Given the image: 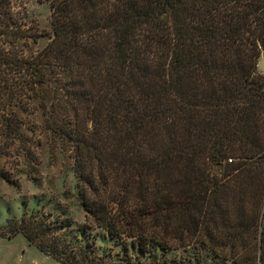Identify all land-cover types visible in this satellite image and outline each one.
<instances>
[{
  "label": "trees",
  "instance_id": "obj_1",
  "mask_svg": "<svg viewBox=\"0 0 264 264\" xmlns=\"http://www.w3.org/2000/svg\"><path fill=\"white\" fill-rule=\"evenodd\" d=\"M49 17L36 54L0 53V71L23 75L1 76L0 103L44 101L72 146L84 223L71 234L30 214L6 236L61 264L187 247L264 264V0H53ZM91 230L119 252H98Z\"/></svg>",
  "mask_w": 264,
  "mask_h": 264
},
{
  "label": "rangeland",
  "instance_id": "obj_2",
  "mask_svg": "<svg viewBox=\"0 0 264 264\" xmlns=\"http://www.w3.org/2000/svg\"><path fill=\"white\" fill-rule=\"evenodd\" d=\"M51 1L1 0L0 31L4 33L0 35V53L11 61L15 57L25 60L45 46L46 33L51 29ZM2 75L23 80L15 69L0 71V79ZM29 93L23 91L19 101L14 93L7 95L0 103V264H61L41 253L23 235L6 236L14 228L12 223L30 214L42 215L52 223L68 221L71 234H78L84 223L72 146L47 129L42 113L44 101L40 97L32 100ZM91 234L87 241L98 252H119L120 246L114 245L113 239L102 232L95 235L91 230ZM126 243L130 255L137 253L129 240ZM195 251L187 247L160 255L155 248L141 260L143 264H231L206 255L197 260Z\"/></svg>",
  "mask_w": 264,
  "mask_h": 264
},
{
  "label": "water",
  "instance_id": "obj_3",
  "mask_svg": "<svg viewBox=\"0 0 264 264\" xmlns=\"http://www.w3.org/2000/svg\"><path fill=\"white\" fill-rule=\"evenodd\" d=\"M257 70L264 75V54L260 57L257 63ZM258 264H260V260L258 259Z\"/></svg>",
  "mask_w": 264,
  "mask_h": 264
}]
</instances>
